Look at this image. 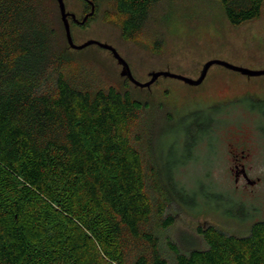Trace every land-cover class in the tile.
Returning a JSON list of instances; mask_svg holds the SVG:
<instances>
[{
  "label": "trees",
  "instance_id": "trees-1",
  "mask_svg": "<svg viewBox=\"0 0 264 264\" xmlns=\"http://www.w3.org/2000/svg\"><path fill=\"white\" fill-rule=\"evenodd\" d=\"M161 1L116 0L123 39H140ZM213 1L232 26L264 7ZM72 50L44 0H0V264H264V220L244 236L199 227L204 247L164 252L156 228L187 188L158 172L147 105L96 85Z\"/></svg>",
  "mask_w": 264,
  "mask_h": 264
},
{
  "label": "rangeland",
  "instance_id": "rangeland-1",
  "mask_svg": "<svg viewBox=\"0 0 264 264\" xmlns=\"http://www.w3.org/2000/svg\"><path fill=\"white\" fill-rule=\"evenodd\" d=\"M64 2L67 11L82 21L84 0ZM97 3L98 12L85 26L70 23L74 43L96 40L112 45L141 83L161 71L198 79L213 59L264 70V7L257 20L232 26L213 0H163L143 36L125 40L116 0ZM44 6L59 33L64 25L57 1L44 0ZM71 56L93 74L96 85L128 91L149 108L145 111L146 121H152L149 147L158 172L169 185L175 178L187 188L172 190L175 202L168 215L174 224L156 228L167 255V241L184 249L204 247L199 227L215 226L244 236L255 222L264 220V75L250 77L214 65L198 86L160 77L150 88L141 89L121 77L122 67L107 50L92 46L72 50ZM252 144L255 156L246 169L251 180H259L255 185L237 183L230 151L250 149Z\"/></svg>",
  "mask_w": 264,
  "mask_h": 264
},
{
  "label": "water",
  "instance_id": "water-1",
  "mask_svg": "<svg viewBox=\"0 0 264 264\" xmlns=\"http://www.w3.org/2000/svg\"><path fill=\"white\" fill-rule=\"evenodd\" d=\"M56 1L58 3V6H59L61 20H62L63 25H64L66 39H67L69 47L71 49L77 50V51H81V50L88 48L90 46H97L103 50H107L108 52H110L112 54L113 58L122 67V70L120 73L121 77L127 78L133 85H135L138 88L148 89L156 81H158L160 79V77L177 79V80L183 81L184 83H186L188 85L198 86V85H201L203 83V81L205 80L210 68L214 65H219V66H222V67L229 69L231 71L238 72L242 75H246V76H250V77H252V76H263L264 75V70H258V71L250 70V69H246L243 67L235 66L233 64H230V63L222 61V60L213 59V60L208 61L203 66V69H202L201 74H200L198 79H191V78L179 75V74H174V73L167 72V71H161V72L151 73L150 74V80L148 82L141 83L138 80H136L135 77L133 76L128 62L119 54L117 49L114 48L112 45L107 44V43H103L100 41H96V40H89V41H86L85 43H83L81 45H77L74 43L69 18H72L76 24L84 25L86 23L87 19L89 17L93 16V14L95 12V6H94L93 2H91V6H92L91 13L86 15L84 17V19L82 21H80L76 18L75 14H71L67 11L64 0H56Z\"/></svg>",
  "mask_w": 264,
  "mask_h": 264
},
{
  "label": "flooded vegetation",
  "instance_id": "flooded-vegetation-1",
  "mask_svg": "<svg viewBox=\"0 0 264 264\" xmlns=\"http://www.w3.org/2000/svg\"><path fill=\"white\" fill-rule=\"evenodd\" d=\"M84 2L86 3V5L88 7H90V11L88 12L87 7H85V10L83 12V16L85 17L86 15L91 13V11H92L91 2H93L94 6H95V12H94V14H95L96 13L95 0H84ZM69 13H71V12H69ZM71 14H74V13H71ZM94 14H93V16H94ZM84 17H83V19H84ZM76 18H77V16H76ZM91 18H92V16L89 17L87 19V21H89V19H91ZM77 19L79 20V18H77ZM69 21H70V23H71V21L74 22V20L72 18H69ZM87 21H86V23H87ZM86 23L84 25H86ZM76 25L79 26V27H83L84 26V25H80V24H76ZM212 132L214 133V129H210V133H212ZM237 135H241V133H238ZM237 141H239L238 143H240V144H242V142H243V140L241 138L238 139ZM255 145L256 144H252L250 149H241V150H238V151H235V150L230 151V153L233 156V161H234V163H233V172H234V175H235L237 183L245 181L249 185H255L258 182V180H259V179L251 180V178L248 175V171L246 169L247 167L252 165L255 153L253 154V152H251V151H252L253 148L255 149Z\"/></svg>",
  "mask_w": 264,
  "mask_h": 264
}]
</instances>
